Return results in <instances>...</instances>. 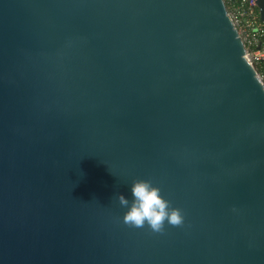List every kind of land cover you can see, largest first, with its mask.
I'll return each instance as SVG.
<instances>
[{
    "label": "water",
    "instance_id": "1",
    "mask_svg": "<svg viewBox=\"0 0 264 264\" xmlns=\"http://www.w3.org/2000/svg\"><path fill=\"white\" fill-rule=\"evenodd\" d=\"M137 181L182 224H125ZM0 264H264V86L223 0H0Z\"/></svg>",
    "mask_w": 264,
    "mask_h": 264
},
{
    "label": "clouds",
    "instance_id": "2",
    "mask_svg": "<svg viewBox=\"0 0 264 264\" xmlns=\"http://www.w3.org/2000/svg\"><path fill=\"white\" fill-rule=\"evenodd\" d=\"M134 203L123 217L125 224L132 227H143L145 223L154 231L162 230L163 222L179 226L183 216L178 209H169L168 202L160 195V190L150 182L137 181L132 186ZM122 206L127 205L123 197H119Z\"/></svg>",
    "mask_w": 264,
    "mask_h": 264
},
{
    "label": "built area",
    "instance_id": "3",
    "mask_svg": "<svg viewBox=\"0 0 264 264\" xmlns=\"http://www.w3.org/2000/svg\"><path fill=\"white\" fill-rule=\"evenodd\" d=\"M227 13L243 42L246 57L264 86V23L255 0H223Z\"/></svg>",
    "mask_w": 264,
    "mask_h": 264
}]
</instances>
